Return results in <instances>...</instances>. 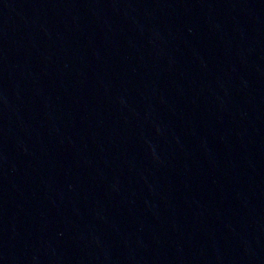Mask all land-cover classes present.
I'll return each mask as SVG.
<instances>
[{"label":"water","instance_id":"95a60500","mask_svg":"<svg viewBox=\"0 0 264 264\" xmlns=\"http://www.w3.org/2000/svg\"><path fill=\"white\" fill-rule=\"evenodd\" d=\"M0 264H264V0H0Z\"/></svg>","mask_w":264,"mask_h":264}]
</instances>
